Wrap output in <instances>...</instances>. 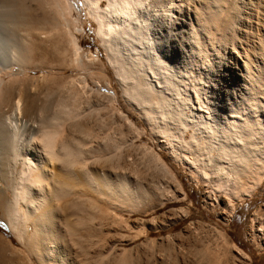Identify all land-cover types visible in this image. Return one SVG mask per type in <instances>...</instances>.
Listing matches in <instances>:
<instances>
[{
    "label": "bare ground",
    "instance_id": "obj_1",
    "mask_svg": "<svg viewBox=\"0 0 264 264\" xmlns=\"http://www.w3.org/2000/svg\"><path fill=\"white\" fill-rule=\"evenodd\" d=\"M82 1L88 17L97 24V37L101 40L102 47L105 48L106 60L116 75L120 88H122L123 96L128 99V102L131 101L132 105L133 103L136 105L138 113L146 121L149 128L155 132V135L158 134L164 137L161 143L163 148L167 150L171 163H174L182 171L189 174L192 180L198 184L200 181H205L211 185L213 190L219 191V197L216 198L217 204L224 205L225 209H222L221 214L229 222L237 208L256 193L264 180V115L261 114V111L264 110V74L261 73L256 82H252L248 73L250 62L253 61L257 62V65H264V60H261L263 57L259 56L260 53L252 51L253 48L255 50L257 45L264 42V0H234L235 4L237 2V4L242 6L243 13L247 19H250L246 20L248 21L246 23L248 30H242L240 32L241 38L231 46L227 45L224 48L226 60L220 72H216L217 69H214V67H210L206 71L205 76L213 80L219 78L218 76L220 75L225 80L227 87L219 88L217 84L212 86H209V84L201 85L199 88L203 89L205 87L211 92V98H207L204 103L199 100L202 96L198 98L199 94L197 96V92L195 93L197 99L193 98L188 90L184 93V89L182 90L184 84L181 83L182 81L180 82V76L188 62L185 50L192 48V43L186 36L188 33L187 29H189L186 13L191 11L194 5L187 2V0H171L170 5L162 4L161 0ZM20 2L21 8L26 10L22 0ZM225 2L224 5L227 6V1ZM53 4L57 9V15L61 16L59 19H63L61 23L68 27V31H71L69 30L70 20L68 19V14H71L74 6L77 9L81 7H78L71 0H53ZM27 16L28 20L26 23H28L29 36L32 37L33 43L25 42L19 50L17 49L16 62L20 67H36L38 64L35 59L37 46L34 41L38 38L39 29L42 30L44 28L41 27L42 24L36 20L37 18L34 15L30 14ZM75 22L77 21L75 20ZM74 30L83 32L84 28L78 26ZM70 35L73 49L63 45L62 47H56V53H61L64 58L69 56L72 64L90 69L95 68L94 72L97 71L101 74L102 67L100 65L97 66L96 64L94 67L91 64V68L89 67L91 61L87 63L83 59L84 57L82 58V47L76 34L70 32ZM31 37H28L29 40ZM217 44L219 45V43ZM89 58L92 59L91 55ZM8 67V64L0 65V116L4 114L6 107H8L10 112L2 115L6 118L5 123L6 120L8 121L9 132L4 130L6 128L4 121V124L0 121L3 124L0 126V134L3 135V137L1 135L2 146L0 147V155L3 160V166L1 165L2 167H0V182L3 183V189H0V212L6 218L14 236L24 247L22 249L24 250L22 259L26 264H139L135 254L140 252H136L137 247L134 251L135 253L130 250L134 247L128 250L124 248L125 244L131 240L133 241L132 237L134 236L122 232L123 228L126 229L129 224H132H127L129 222L128 218H123V215L125 213L129 215L135 214L139 210L136 207L139 203L138 201H141L138 200V189L135 181L136 176L139 177V174L136 171L135 174L137 175L133 178L132 174L134 172L130 171L131 175L128 174L129 172H124V169L126 170L132 166L127 165V163L130 164L132 156L130 155L128 162L124 161L129 167L126 166L125 168L124 166V169L121 167L122 172L119 170L113 171L116 167L106 172L100 165L101 162L104 163V159L106 160L105 164H108L107 160L111 161L114 156L117 158V151L121 154L123 152L121 151L123 149L122 146L125 143L122 145V141L118 140L121 142V144L120 142L118 143L121 145V148L119 147L120 150L117 147L116 153L112 152L114 156H109L112 159L108 157L106 159L104 156L103 161L99 163V159L94 162L95 146L94 149L92 148L93 153L91 152L92 146L89 145V141H91L90 130L85 129L87 124L84 125L85 132H80L81 134L77 131L75 132L74 125L72 127L74 132H71L72 135L68 132L70 135L65 136V130L69 128H66L68 122L76 120L79 115L80 119L84 113V111L83 113L80 112L81 108L79 109V100L82 94L80 96L79 90L74 85V82H76L74 77L64 82L62 86L68 91V96L72 97L73 106H69L66 103L59 104L56 109L53 107L54 112L50 116H47V114L46 117L42 115L43 119L41 117V120L39 117V122L38 119L37 122L35 119V122H33L34 120H26V117H23L25 115H22L24 110L22 97L24 96L20 92L17 94L16 89L14 90L13 79H7V77H10L8 76ZM94 72L92 70V74ZM77 80L80 81L79 78ZM105 82L104 88L113 92L114 88L112 89L110 80ZM80 84L82 85L81 81ZM97 84L100 88L103 86L99 82ZM85 86L87 87V85ZM187 87L189 86L187 85ZM191 87L193 88V86ZM60 88L61 85H59ZM29 110H31V107ZM20 127L25 128V131H23L25 132V137L23 133L21 134ZM134 139L132 142L135 141ZM96 141L98 142V140ZM93 144L96 143L94 142ZM132 144L134 143H131V146ZM100 145L98 144L96 147ZM103 147L105 146L103 145ZM97 149H99L100 154L98 153V157H100V150L102 152L104 150H102L103 148L100 149V147H97ZM90 153L93 156H90ZM106 153L103 152L104 155ZM122 155L119 156L123 157L124 155ZM90 157L93 159H90ZM101 157L100 160H102ZM151 157L154 158L153 154ZM158 158L160 156L156 159ZM120 159L123 160L120 157L117 160L121 162ZM112 161L109 164H115L116 161ZM155 161L157 162V160ZM105 164L103 165L107 167ZM119 165L122 166L123 163ZM115 166L119 168L117 163ZM176 172L174 173L171 170V176L175 184H181ZM166 188L168 187L166 186ZM181 188H176L178 194L175 191L174 195L172 192L169 196L167 194L170 192H167L166 195L164 193L160 197L161 205H165L167 202L177 198L180 200L186 199L187 194L184 192L185 190H180ZM158 189L156 188V191L155 189L151 192L148 191L147 194L157 196ZM164 190L162 191L164 192ZM211 196L206 194L205 197L213 199ZM236 200L237 203L234 202ZM175 209L172 211L179 212L178 209V211ZM185 209H180V212ZM187 210H190L189 207ZM173 212L170 213L171 215L163 216L164 220H161L159 225V222L156 223L154 219L146 222L143 218H137L134 220L136 226L133 225L131 227L130 225V227L133 230L134 228L135 230L137 229V232L139 231L137 235L143 233L149 237L152 230H157L159 227L165 228L168 224L165 226L163 224L167 221H170L169 225L171 223V225L177 226L178 222L184 219L183 216H188L182 214L180 218V214ZM257 212L253 213L251 221L252 224H256L253 233L260 235L258 246L261 248L264 247V214L259 215ZM173 218L174 220L171 222ZM143 229H146V231L144 230L145 233L142 231ZM227 239L228 237L225 239L226 242H228ZM197 241H199L198 238ZM211 241L213 242V240ZM221 244H224V242ZM217 246H207V250L210 252L206 250V253L208 252L211 258L215 257L218 260L223 255H226L227 252L222 249L224 245L221 246L222 253L218 249L220 246ZM138 249H141V247ZM179 252L181 251L179 250ZM239 253L241 254V252ZM205 256H203V259H206ZM223 257L222 259L226 261ZM176 258L178 257L176 256ZM182 258L184 259L185 256H182ZM161 259L163 261L162 264L170 263L166 258L162 257ZM222 259L221 262L223 261ZM229 260L231 262V259ZM178 261L176 260L175 262ZM151 262L153 261L151 260ZM221 262L219 261V264ZM240 262L242 261L240 260Z\"/></svg>",
    "mask_w": 264,
    "mask_h": 264
},
{
    "label": "rangeland",
    "instance_id": "obj_2",
    "mask_svg": "<svg viewBox=\"0 0 264 264\" xmlns=\"http://www.w3.org/2000/svg\"><path fill=\"white\" fill-rule=\"evenodd\" d=\"M71 1L73 3H75L78 7H81V8L77 9L74 6L73 10H71V14L70 13L68 14V19L70 20L69 30H71V31H68V29H67L68 27L64 26V24L61 23V22H63L62 21L63 19H59L61 16L57 15L58 12H57L56 7L53 4V0H22L24 7L28 11H26L25 9L23 10V8H21L20 0H0V65L8 64V66L10 67V68L8 67V73H9L8 76H10V77H7V79H9V78L13 79L12 83H13V87H15L14 90L16 89L15 91L17 94H19V92H20V94L22 96H24V97H22L23 98L22 107L24 109L22 115H25L23 117L24 118L26 117L25 119L28 121H32L35 119L37 122V119H38V122H39L41 120L42 115L45 117H46V114H47V116H50L54 112V109H56V106H58L59 104L66 103L69 106H73L72 105L73 104L72 97L70 95L68 96V94H69L68 91L66 89L62 88V86H63L64 82L71 80L72 77L75 78L77 83L74 82V85L79 90L80 96L82 94V96L80 97L81 99L79 100V109L81 108L80 109L81 111L80 110L79 111L81 113H83V111H84V113L81 116L82 118L80 117V119H79V116H80L79 115V116H77L78 120L76 119V120L68 122V125L66 126V128L69 127L68 128L69 130L68 129L65 130V133H66L65 136H69L70 134L72 135L71 132H74V130H73L74 128H75V132L77 131L78 133L85 132V129L90 130V137H91L90 140L92 142L89 141V145L92 146L91 152H93V149L95 146L94 151L96 152V154L94 155V157H95L94 162H96V160L99 159V163H100V161H103L104 156H105V158L108 157L109 159L114 156L112 154L115 151H117V149L119 147L121 148V145H120L121 142L118 141V140H121L122 145H123V143H125L124 146H122L123 149L121 150L123 152L120 154V152L117 151V153H118L117 158H116V156L113 157L114 160L111 158L113 160V161L111 160L112 162L116 161L115 164L117 163L119 168H117V166H115L114 163L109 164V162H111L110 160L109 161L107 160V163L111 166H109L108 164H105L106 163L105 159H104V163L103 162L100 163L101 167H103L106 172L109 171V169L113 170V168H115V167L116 168L113 171L119 170L120 172H122L121 169L124 166L126 168L127 165H129V166L132 165L133 167L130 166V168H127L128 171H126L127 169L125 170L123 168L124 172L125 173L129 172L128 174H130V175H131L130 171L132 173L134 172L133 173L134 175L132 174L133 178H135V175L139 174V177L136 176V178H135L136 186L138 189V196H139L138 200H141V201H138L140 204L138 203L136 206L139 209L138 210L139 212L137 211L133 215H129L128 213H125L123 215L124 216L123 218H125V219L128 218L127 220L129 222L127 224H129V223H132V224H129V226H128L126 223H124L128 226L127 228H129L130 230L127 228L126 229L123 228V230H122V232L124 234H129V235L131 234V236H134V237H132L133 241L131 240L129 243L125 244L124 248H127V250H128L129 248L134 247L135 249L134 248L130 249V250H132V252H134L136 250V247H137L138 251L136 250V252L140 251L139 252L140 255L142 252L141 256L139 255V253L134 252L136 254V259H138L137 262L139 261V264H141L142 262H143V264H151V263L153 264L154 261L156 264L157 263L162 264V262H163V261H161L162 257L166 258V260L168 262H170L169 264H175V263L193 264L196 259H198L197 260L198 262L196 261L194 264H204V263L205 264H207V263L211 264V263H213V261L217 260V258H215V257L211 258L210 254L208 252L206 253L207 246L211 245V247L212 246L216 247L217 244H219V243H220L219 244L220 248H218V249L221 250V253L223 252L224 249H225L224 252H227L226 255H223L224 257L221 254V256L223 258H225L226 261H224V259H222L221 256L220 257L223 261L221 262V259H218L222 264H226V263L227 264H242V263L243 264H245V263L246 264H264V247L260 248V246H258L260 235L253 233V231H255V227H256L255 225L256 224L255 225L252 224V221H251V217H252L253 213L258 211L257 213L259 215H262V213L264 214V210H263L264 209V180L262 182L261 187L256 191V193L251 198L246 199L243 202V204H241L237 208V210L233 214V217L231 218V220H229V222L227 220H225L221 214L222 209H225V207L223 204H217V200H216V198L219 197V194H220L219 191L217 192V191L213 190L211 185L207 184V182H205V181H200L198 184L196 181L192 180V178L189 176V174L182 171V169L177 167L174 163H171V160L169 158L167 150L163 148V144L161 143V140H163L164 137H161L158 134L155 135V132H153L149 128L146 121L138 113V110L136 109V105L134 103L132 105V102L131 101L128 102V99H126V97L123 96L124 94H123L122 88H120L119 82L117 81L116 75H115L113 69L111 68V66L108 65V62L106 60V55H105L106 51L104 50L105 48L102 47L103 44L101 45V40L97 37V24H96V22H94V20H92L90 17H88L86 9L83 6L82 0H71ZM221 1L222 2L227 1V6L224 5V2L222 3ZM160 2H162V4H165V5L166 4L170 5L171 0H161ZM187 2H190L192 5H194V6H192V10L188 11V13H186L187 20L189 23V29H187L188 33L186 36L188 37V39H190V41L192 43V48L185 50V52H186L185 55H186V59L188 62H187L186 68L183 69V71H182V75L180 76V82L182 81L181 83L184 84L182 86V90L184 89L183 90L184 93H186L188 90V92L190 91L189 93L192 94V97L197 99L195 96V93L197 92L196 93L197 96L199 94L198 98H200L202 96V98H200L199 100L201 101V103L202 102L204 103L207 98H211V96H210L211 92L209 90H207L205 87L203 89L199 88V87H201V85L204 86V84H209V86H212L214 84H217V86L219 88L220 87H227L225 80H223L220 75L218 76L219 78H215L216 80H213L212 78H208L205 76L206 71L208 69H210V67H214V69H217L216 72L221 71L222 65L224 64V62L226 60L224 48L227 45L231 46L238 39L241 38L240 32H242V30H248V28L246 27V23L248 21H246V20H250V19H247L246 15L243 13L242 6L237 4V2L235 4L234 0H231V1L230 0H187ZM231 2H232V4H231ZM198 3H200L201 5ZM225 4H226V2H225ZM229 8H232V9H229ZM221 9H223V10H221ZM30 14L34 15L37 18L36 20L40 21V24H42L41 27L44 28L42 30L39 29L38 33H40V34L37 33L38 38L34 41L35 45L37 46V48L35 50V59H36V62H38V64L36 65V67H20V65H17V62H16L17 53H18L17 49L19 50L21 48V46L23 44H25V42L26 43L29 42L30 44L33 43L32 37L29 36L30 30L28 27V23H26V21L28 20L27 15H30ZM229 16H230V18H229ZM233 18H234L235 22H234ZM240 18H241V20H240ZM75 20L77 22H75ZM228 21H229V23H228ZM226 24H227V26H226ZM231 25H232V27H231ZM76 26L77 27L78 26L83 27L84 28L83 32H77V30H74V28L77 29ZM242 27H243V29H242ZM212 30H213V32H212ZM70 32H72L73 34H76V36L78 38L79 44L82 47V52H81L82 58L84 57L83 59L87 63H89L91 61L89 67L92 68V65L96 66V64H97V66L100 65L102 67L103 73L100 72L101 74H99L97 71L94 72L95 68L90 69L88 67H84V66L82 67V66L72 64L69 56H68L69 57V59H68V57L64 58V56L61 53H59V54L56 53V51H55L56 47H62L63 45L68 47V48L73 49V44L71 41ZM209 36H211V37H209ZM28 37L29 38L31 37V39L29 40ZM218 40H219V42H218ZM213 41L215 44L213 43ZM217 43H219L220 46ZM263 44H264V42H261L259 45H257L255 50H254V48L252 50L253 52L257 51L260 53L259 56L263 57V58H261V60H264V56H263L264 45ZM213 49H214V51H213ZM86 54L88 57L86 56ZM90 55H91L92 59L89 58ZM88 59H90V60H88ZM42 60H46V61L42 62ZM256 63L257 62H253V61L250 62V65L248 68V73L251 76L252 82H256V80L259 78L261 73L264 74V65L263 64L257 65ZM37 66H38V68H37ZM41 66H43V67H41ZM81 67H82V69H81ZM87 68L89 70H91L90 71L91 74H92V70H93V72L98 74V75L93 73L92 74L93 77H92V75L89 73V70L87 72ZM260 68H261V70L259 71ZM78 76H80V77H78ZM77 78H79V80L83 78L82 80H80L82 85L80 84V81L77 80ZM84 79L85 80L87 79V81L85 82ZM109 80L111 82L112 89L114 88L113 92L115 94L112 91H107L104 88V85L106 83L105 81H109ZM96 81H97V83L99 82V84L101 83L103 86L100 88L99 85L96 83ZM18 83H20V84H18ZM155 83L159 84L158 82H155ZM59 85H61V88H60L61 90L59 89ZM85 85H87V87ZM185 85H186V87H185ZM187 85L189 87H187ZM191 86H193V88ZM256 87L259 88L258 86H256ZM86 88H89V89H86ZM197 88L200 90H198ZM50 89H52V90H50ZM90 89H92V90L90 91ZM98 90H99V92H98ZM22 91H23V93L25 91V93L23 94ZM200 91H202V92H200ZM66 93H67V95H66ZM83 100H85V101H83ZM30 107H31V110H29ZM53 107H54V109H53ZM6 108L7 109L5 110L4 114L5 113L9 114L10 112L8 110V107H6ZM35 108H37V109H35ZM26 109H28V110H26ZM24 111H26V112L24 113ZM31 111H33V112H31ZM81 113H79V114H81ZM120 113L122 114V117H121ZM4 114H2V115H4ZM261 114L264 115V110L261 111ZM1 116H0V121L2 123L4 121V123H5L6 118L3 116L1 117ZM32 116H36V117H32ZM124 116H125V118H124ZM39 117H40V120H39ZM2 118H4V119H2ZM85 118L88 120L86 121ZM42 119H43V117H42ZM35 120L33 122H35ZM82 120H84V121H82ZM127 120H129V121H127ZM7 122L8 121L6 120V123H5L6 128L4 129L5 132H9V127L7 126V124H8ZM83 122H85V123L83 124ZM130 122H131V124L133 122L134 123L131 125ZM2 123H0V126H2L4 124V123L3 124ZM86 124L89 127L88 129H87V126L84 129V125H86ZM74 125H75V127L72 128ZM7 127H8V129H7ZM24 129L25 128L20 127V132H21V134L23 133V135L25 137V132H23V131H25ZM186 134H187V132H186ZM1 135L2 134H0V147L2 146L1 140L3 137V135H2V137H1ZM133 139L135 141L132 142ZM96 140H98V142ZM94 142L96 144H93ZM103 142H104V144H103ZM119 142H120V144H118ZM91 143H92V145H91ZM131 143H134V144H132V146H131ZM98 144H101L100 146H97V147L98 148L100 147V149L103 148L102 150H104L103 151L104 153H106V151H108L104 155L103 152L100 150V152H101L100 157L102 156L101 157L102 160H100V157H98V155L100 154L99 149H97V147H96V145H98ZM102 144L105 147H103ZM126 144H128V145H126ZM120 148H119V150H120ZM130 148H131V150H130ZM0 154H1V149H0ZM122 154L124 156L127 155L125 157L126 159L124 158V156ZM152 154H153L154 158L151 157ZM110 155H111V157H109ZM119 155H122L123 157H121ZM130 155L132 156L131 159H130ZM90 156H93V155H91V153H90ZM159 156H160V158H158L159 160L156 159ZM119 157L123 159V160L120 159L121 162L119 160H117ZM128 158L131 161H130V164L127 163V165H126V163H124V161L128 162V160H129ZM0 159H1L0 160V167H2L3 166L2 165L3 160L1 158V155H0ZM90 159H93V158L90 157ZM132 160H134V161H132ZM155 160H157V162ZM159 161H161L162 163ZM120 163H121V165L123 163V165L120 166L119 165ZM163 163H164L165 167L164 166L162 167ZM103 164L107 165V167H105ZM159 164H162V165L159 166ZM129 166H127V167H129ZM167 166H168V168H167ZM161 167H162V169H161ZM170 168H171V170H173L174 173L176 171H178V172H176V174L178 175V180L181 184H175V181H174L173 177L171 176ZM166 170H168L169 172L167 171V173H165ZM136 171H137V174H135ZM138 180H142V181L139 182ZM142 183L145 185H143ZM161 184H162V186H161ZM150 185H151V188H150ZM158 186H160L161 188ZM164 186H165V188H166V186L168 188H166V190H164L165 189ZM174 186L177 189L183 187L180 190H182V189L185 190L184 192H186V194H187L186 199L180 200L177 198V199H173L174 201L172 200L170 202H167L165 205H161L160 197L163 196L164 193L166 195L167 192H170L167 194L169 196V194H171L172 192H173L172 194L174 195V191H175V193L178 194V190ZM179 186H181V187H179ZM140 187H141V189H140ZM156 188L157 189L159 188L157 190V196H152V195L147 194L148 191L151 192L153 189H155V191H156ZM162 188H164V189H162ZM0 189H3V183H1V182H0ZM162 190H164V192ZM206 194L212 195L211 197L214 200L206 198L205 197ZM150 196H152L153 198L152 197L150 198ZM225 196H227V195H225ZM146 198L148 201L145 200ZM143 201H146V202H143ZM234 202L237 203V200ZM188 207L190 210H187ZM175 208H177L179 210V212H180V209H185V208L186 209L181 210L182 213L181 212L179 213V212L175 211V210H177ZM173 209H175L174 210L175 212L172 211ZM170 211H172L173 213L180 214V216H179L180 218L182 217V214H186L188 216L187 217L183 216L184 219H181L178 222L177 226H174L173 224L171 225V223L169 225L170 221H167L168 223L166 222L163 224L164 226L166 224H168V225H166L165 228L163 227V229H162V227H159V229H157V230L156 229L152 230L149 237L143 233L141 235H137V233L139 231L137 232V229L135 230V228H134V230H133L131 228L133 225L136 226L134 223V220L137 218H139V219L143 218L144 220H146V222H147V220L150 221V220L154 219V221L156 223L159 222L158 223V225H159V224H161L160 223L161 220L162 221L164 220L163 216H166L167 214L169 215L170 213H172ZM183 211H184V213H183ZM261 211H263V212H261ZM171 220H172L171 222H173L174 218ZM130 225H131V227H130ZM144 230L146 231V229H143L142 231H144ZM142 231H140V232H142ZM145 231H144V233H145ZM222 235H223V238H222ZM224 235L226 236V238L228 237V239H227L228 242H226V240H225L226 238H224L225 237ZM197 238L199 241H197ZM151 239H153L152 241H154V239H155V241L152 242ZM168 239H169V241H168ZM185 239H187V240H185ZM147 240H149L148 243H146ZM211 240H213V242ZM150 241H151V243H150ZM172 241H173V243H172ZM196 241H197V243H196ZM202 242H203V244H202ZM223 242H224V244H221ZM139 243L140 244L143 243L142 244L143 246L142 245L140 246ZM153 243H154V246H153ZM181 243H183V244H181ZM206 243H207V245H206ZM203 245H206V246H203ZM223 245H224V248H222L223 249L222 250L221 246H223ZM138 246L141 247V249H138L139 248ZM219 246H217V247H219ZM142 247H144V248H142ZM152 247H154V248H152ZM197 247H199V248H197ZM22 249H24V247L22 246V244H20V241L14 236V234L12 233V231L8 225L6 218L0 212V264H26V262L22 259V256L24 255V250H22ZM147 249H148V251H147ZM152 249H154L155 251ZM149 250H151V251H149ZM179 250L181 252H179ZM200 250H202V251H200ZM143 251L146 252V253L144 252V255H143ZM153 251H154V253H153ZM199 251H200V253H199ZM207 251H209V250H207ZM148 252H149V254H148ZM177 252H179V253H177ZM229 252H230V254H229ZM239 252H241V254ZM150 253L151 254L153 253V254L151 255ZM177 254H179V255H177ZM180 254H182V255H180ZM202 254H205L206 256L202 255ZM246 254L249 256H247ZM155 255H156L157 259H155L156 258ZM173 255H174V257H173ZM159 256L160 257L162 256V257L160 258ZM167 256H169V257H167ZM176 256L178 258H176ZM182 256H185V258L183 259ZM203 256H205L206 259H203L204 258ZM141 258H142V260H141ZM229 259H231V262ZM145 260H147L148 262ZM151 260L153 262H151ZM176 260L177 261L179 260L180 262L179 261L175 262ZM184 260H185V262H184ZM200 260H202V261H200ZM240 260L242 262H240ZM209 261H211V262H209ZM217 261H215L213 264H219V261H218V263H216ZM200 262H202V263H200Z\"/></svg>",
    "mask_w": 264,
    "mask_h": 264
}]
</instances>
